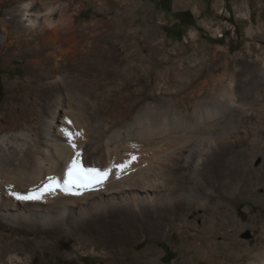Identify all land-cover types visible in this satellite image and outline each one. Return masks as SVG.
Returning a JSON list of instances; mask_svg holds the SVG:
<instances>
[{"label":"bare ground","instance_id":"1","mask_svg":"<svg viewBox=\"0 0 264 264\" xmlns=\"http://www.w3.org/2000/svg\"><path fill=\"white\" fill-rule=\"evenodd\" d=\"M37 1L13 0L17 5L7 14L9 17L1 21L3 32L0 35L1 44H6V38L13 29L11 24L22 25L16 31L15 44L22 52H29L27 53L29 60L26 78L15 81L14 87L18 92L11 91L0 108V225L12 232L21 230L28 239L29 237L32 239L37 234L48 235L57 231L83 235L79 229L84 227L87 229L89 220H99L101 216L115 212H131L134 217H137L140 211V215L147 216L150 214L148 212L155 209L154 215L157 216L153 225L162 229L166 223L164 220L171 222L175 219L174 206H177V203L189 206L192 196L181 190L176 197L177 191L174 184L178 181L160 180L159 169L165 168L166 173L173 172L175 177L183 181L199 169L198 165L203 159L202 156H205L212 148H216L223 155H219L216 160L217 170L211 171L212 175L208 176L211 179H217V184L222 182L220 178L226 179V184L223 183V186L231 199H241L242 194L252 193L256 180L264 179V161L259 169L253 165L255 159L263 158L264 160V64L258 67L256 78L249 82V77L242 83L237 81L234 83L232 80L236 77L230 78L229 92L222 85L225 92L221 98L217 96L218 98L212 99V106H209L212 107L211 109L198 110V107L208 102L201 87L202 82H199L191 85L190 92L187 93V105L184 108L174 107L175 103L171 98L169 103L162 106L155 107L149 104L143 108L144 110L134 111L143 95H140L136 89L135 81L126 80L115 74L107 77L99 75L97 77L94 74L95 76L91 77L90 73L96 71L95 65L98 63L91 64L87 58L83 62L78 60L79 46L77 47V42L74 40L76 37L74 34L78 29L73 33L74 28L65 27L66 18L62 12L59 18L56 15L58 6L46 5V12L43 14L39 12L35 4ZM259 19L264 26V18ZM42 40L45 42L43 43ZM66 44L71 45L65 48ZM86 47L85 50L89 49ZM85 50L82 51L85 52ZM99 63H102V60ZM98 66L103 75L110 73L108 65L98 64ZM99 69L97 68V71ZM185 72V69L181 70L178 76H184ZM228 72L229 66L224 67L222 75L220 74L221 80H225L226 76L230 77L231 73L228 74ZM214 75L213 70L205 76H209L208 78L212 80L215 78ZM78 84L85 87L84 89L93 88L95 91L105 92L110 100L118 104V110L117 107L115 108L117 111L109 109L97 116L98 121L97 124L94 123V129L93 126L92 129L88 128L92 124L89 125L86 118V108L84 110L82 107L85 105L75 98L76 94H80ZM24 87L29 89L26 93L21 92V88ZM125 87L129 88V93L123 97L125 94L122 96V92ZM40 88L50 90V93L44 95ZM222 88L221 90L224 91ZM83 91L85 93L86 90ZM18 99L20 103H16ZM68 121L71 123L69 124ZM223 122L225 125H221ZM165 126L169 130V135L165 136L167 139L162 137L167 134L166 131L164 134V131H161ZM194 127L198 130L200 139H194L196 134ZM65 129L73 134L72 140L69 139ZM77 133L80 135H76ZM140 137L148 140V145L145 147H149L151 152L154 151L153 149L158 150L164 142L170 143V147L173 146L174 150H170L169 153L165 150L164 154H161L160 150L155 151L156 153H152L154 155L145 164L139 162L130 169H122L121 173L117 172L113 165H119L127 157L124 153L125 140L131 139L130 141L137 142ZM73 142L76 148L72 147ZM129 146L131 148V145ZM244 146L246 149L237 150L238 147ZM133 150L136 151L134 148ZM77 151L82 154L84 167L101 169L110 167L114 171L111 172L110 178L108 176V181L102 184V190L99 193L73 195L57 189L54 193L46 192L38 200H21L12 195V193L26 195L29 192H37L47 183L49 176H58L63 179ZM150 151L147 150V153ZM142 155L145 156V154ZM126 164L129 163L126 162ZM160 172L159 174L164 176V172ZM134 194L139 198L136 204L132 201ZM199 196L201 197V194ZM203 198L208 199V197ZM215 214L220 221L218 222L215 216L206 222L203 236L193 233L195 229L186 235L187 239L194 240L189 253L194 254V257L200 256L206 259L210 264H264V226L259 230L258 236L262 245L259 244L254 249L249 242L238 241L237 236L245 229V225L237 219L231 207H228L226 211L219 209ZM149 216L151 218L153 214ZM118 223L123 222L118 221ZM255 225L253 222L251 228L257 230ZM111 231L115 234L119 230ZM219 236L223 239L221 244L214 242ZM202 239L206 241V245L200 247L198 242ZM78 242H80L79 245L85 246L84 241ZM19 249L20 245L17 246L15 242H7L1 248L4 253H0V264H15L16 260L19 263L27 262V253ZM217 254H220V260L217 259L219 256L215 257Z\"/></svg>","mask_w":264,"mask_h":264},{"label":"rangeland","instance_id":"2","mask_svg":"<svg viewBox=\"0 0 264 264\" xmlns=\"http://www.w3.org/2000/svg\"><path fill=\"white\" fill-rule=\"evenodd\" d=\"M38 1L35 4L39 12L45 13L46 5L58 6L56 15L59 18L62 12V15L66 18L65 27L67 29L69 27L71 29L74 28L75 30L72 29L73 33L78 29L74 34V36L76 35L74 40L77 42V47L79 46L80 48L77 51L79 59L76 56L80 62L87 58L91 64L108 65L110 69L108 75H103V72L100 73L101 68L97 64L95 68L100 69L97 71L96 68L95 72L90 73L91 77L94 74L97 77L98 75L107 77L115 74L126 80L132 79L135 81L136 89H138L140 95H143H141L142 99L134 111L144 110L143 108H146L149 104L155 107L158 105L162 106L169 103L171 98L173 103H175L174 107L184 108L187 105V93L190 92L191 85L199 82H202L201 87L209 103L205 102L198 107V110L211 109L212 107L209 106H212L213 98H218L217 96L221 98L225 88L229 92L228 81L230 82V78L236 77L232 81L234 83L236 81L237 83H242L243 80L249 77V82L256 78L258 67L264 64V26L259 19L264 18V0ZM13 3V0H0V35L3 34L1 21H5L9 17L7 14L17 5V3L13 5ZM11 26V29H13L6 38V44H1L0 42V108L6 102L11 91L18 92L14 87L15 81H22L27 76L29 60V54L27 56V53L29 52H22L15 44L17 41L16 31L22 25L11 24ZM78 31L79 33H77ZM40 34L39 37L41 36ZM42 42L44 43L45 41L42 40ZM84 43L89 49H84L86 47ZM69 45L71 44H66L64 47L67 48ZM80 46L84 47L81 48ZM89 46L92 48L90 49ZM82 50H85V52ZM101 60L102 63H99ZM226 66H229L228 74L231 73L229 74L230 77L226 76L225 80H221V73ZM135 67L137 68L135 69ZM184 69L188 73L185 72L182 77L178 76L180 71ZM213 70L215 71V80L205 76ZM191 72L196 76L193 73L191 74ZM206 79L210 81L207 80V83ZM222 85L225 88H222ZM78 87L86 90L84 93L83 90L78 89L80 94H76L75 96L77 97L75 98L82 101L81 103L85 105L82 107L83 109L86 108V110L84 109L85 114H87L86 118L89 125L92 124L88 128L92 129L93 126L94 129L99 114H103L109 109L112 111L118 110L117 102L114 103L113 100H110L105 92L95 91L93 88L84 89L85 87L79 84ZM21 89L22 93H26L29 90L26 87ZM128 90V87L123 89L122 96L125 94L123 97L129 93ZM40 91L44 95L50 93V90L47 89L40 88ZM82 91L83 93H81ZM207 91L208 93H206ZM213 92L214 94H212ZM16 103H20V100H16ZM86 105L89 106L87 107ZM116 107L117 110L115 109ZM221 125H225L224 122ZM167 128L165 126L161 130L162 132L164 131L163 134L165 131L167 133L162 136L164 137L163 139L166 138V135H169ZM193 130L196 132L194 139H200L197 134L198 130L195 127ZM130 140H125V146L123 144L126 148L124 153L127 155V159L124 158V161L129 163H124L128 167L126 166L123 170L130 169L131 166L134 167L139 162L145 164L156 153L155 151L158 152L160 150L159 152L164 154L167 150V153L174 150L173 146L172 148L170 147V143L164 142L158 150L153 149L154 151L151 152L152 150L149 147H145L148 145V140L145 137H140L137 142H135L136 140ZM129 145H131V148ZM246 146L238 147L237 150L246 149ZM247 147L249 148V146ZM133 148L136 151H132ZM145 148L149 151L151 150L150 153H147ZM143 150H146V153ZM210 152L202 156L203 159L198 165L199 169L193 175L187 176L183 181L175 177L173 172L166 173L164 171L165 168L159 169L158 176H160V180L163 179L167 182L178 181L174 184L175 191H177L176 197H178V192L181 190L192 196V204L190 203L189 206H182L179 203L174 206L175 219L171 222L164 220L166 223L162 229H158L153 225L157 216L154 215L155 209L152 212H148L153 214L151 218L150 214L142 216L139 211L137 217H134L131 212H115L101 216L102 218L99 220H89L87 229L85 227L79 229V232H82L83 235L65 234V232L57 231L48 235L37 234L32 239L29 237L31 239L29 240L25 237L23 231L12 232L0 225V253H4L1 248L7 242L13 241L17 246L20 245L19 250L27 253V262L19 263L16 260L15 264H210L206 259H202L200 256L194 257V254L189 253L194 240L187 239L186 235L195 229L193 233L203 236L206 222L216 216V211H219V209L226 211L228 207L233 209L237 219L245 225V229L237 236L238 241L249 242L251 248L255 249L259 244L262 245L258 236L260 235L259 230L264 226V179L259 178L256 180L252 193L242 194L241 199H231L223 186V183L224 185L226 184V179L218 178L222 182L217 184V179L209 177L212 175L211 171L217 170L216 160L223 153H219L216 148H212ZM142 154H145V156ZM133 157L136 159L133 160ZM124 161L119 164H123ZM247 161L249 162L250 160ZM263 161V158L255 159L253 161L254 167L259 169ZM112 162L114 163V159ZM123 170L119 171L116 168V171L120 173ZM160 171L164 172V176L160 175L163 174ZM111 172L113 173L114 171ZM107 181L106 179L104 182L106 183ZM104 182L103 184H105ZM101 190L100 186L98 190L84 191L83 194L89 192L99 193ZM199 194H201V197ZM136 196L134 194L132 197L133 204H136L139 200ZM202 196L208 197V202ZM192 206L195 207L193 208ZM206 213L211 214L207 215ZM215 218L218 222L220 221L217 216ZM118 221L123 223H118ZM253 222H255L257 230L251 228ZM112 229H118L119 231L115 235L111 231ZM79 240L84 241L85 246L79 245ZM214 242L221 244L223 239L219 236ZM198 243L200 247L206 245V241L203 239L199 240ZM217 256H219L217 259L220 260V254L215 255V257Z\"/></svg>","mask_w":264,"mask_h":264},{"label":"snow or ice","instance_id":"3","mask_svg":"<svg viewBox=\"0 0 264 264\" xmlns=\"http://www.w3.org/2000/svg\"><path fill=\"white\" fill-rule=\"evenodd\" d=\"M68 123L70 124L71 121H68ZM64 131L68 135L69 139L72 140L73 134L68 132L66 129ZM76 135H80V133H77ZM72 147L76 148V144L74 142L72 143ZM81 156V152L77 151L69 163L63 179L58 176H49L47 177V183H45L37 192H29L26 195L12 193V195L21 200H38L41 199L46 192L54 193L57 189L73 195H82L84 191L97 190L108 178L112 168H86L82 163ZM132 159L134 160L136 158L133 157ZM126 166V164L113 165V167L118 170H122Z\"/></svg>","mask_w":264,"mask_h":264}]
</instances>
